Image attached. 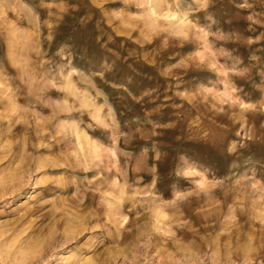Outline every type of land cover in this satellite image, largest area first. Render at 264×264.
<instances>
[{"label": "rangeland", "instance_id": "1", "mask_svg": "<svg viewBox=\"0 0 264 264\" xmlns=\"http://www.w3.org/2000/svg\"><path fill=\"white\" fill-rule=\"evenodd\" d=\"M160 1L0 0V264H264V0Z\"/></svg>", "mask_w": 264, "mask_h": 264}, {"label": "bare ground", "instance_id": "2", "mask_svg": "<svg viewBox=\"0 0 264 264\" xmlns=\"http://www.w3.org/2000/svg\"><path fill=\"white\" fill-rule=\"evenodd\" d=\"M162 2L160 0H150L149 2V10L151 12V14L153 16H155V18L158 17H163L166 18L167 20H171L174 23L178 24V29H185V26L188 22V18L186 17V14L183 15H179L176 12H174L172 9L168 8V9H163L162 7ZM170 22V21H169ZM187 27V26H186ZM94 105V104H93ZM98 107V106H97ZM99 108H97L98 110ZM99 111V110H98ZM100 112V111H99ZM97 113V111H96ZM76 132L78 134V139L80 141V144L82 142L83 139H85V141L87 142V144L91 145V147L93 149H95L96 151L99 149V145L96 144L95 142L92 141V139H90L89 135L86 133V131H81L78 130V128H76ZM90 148V147H89ZM23 203V202H22ZM21 205V204H20Z\"/></svg>", "mask_w": 264, "mask_h": 264}]
</instances>
